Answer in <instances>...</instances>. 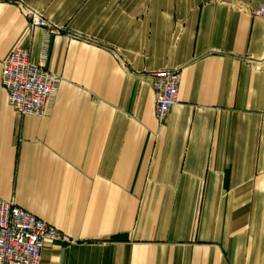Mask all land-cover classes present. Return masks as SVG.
Listing matches in <instances>:
<instances>
[{
  "label": "crops",
  "instance_id": "0c3cea01",
  "mask_svg": "<svg viewBox=\"0 0 264 264\" xmlns=\"http://www.w3.org/2000/svg\"><path fill=\"white\" fill-rule=\"evenodd\" d=\"M261 5L0 0V197L73 240L41 264H264ZM16 48L59 79L43 116L9 104ZM164 69L181 84L160 127L148 76Z\"/></svg>",
  "mask_w": 264,
  "mask_h": 264
},
{
  "label": "built area",
  "instance_id": "2783aa9c",
  "mask_svg": "<svg viewBox=\"0 0 264 264\" xmlns=\"http://www.w3.org/2000/svg\"><path fill=\"white\" fill-rule=\"evenodd\" d=\"M264 18V5L252 11ZM31 29L46 28L48 36L61 32L42 14L26 9ZM117 61L121 62L115 54ZM46 51L39 63L31 60L30 50L16 48L1 62V83L11 107L21 116H43L55 94L59 79L45 65ZM155 92V118L160 127L167 124L172 108L179 100L181 72L164 69L148 76ZM49 243L71 244L73 240L60 230L18 206L14 200L0 197V264H41Z\"/></svg>",
  "mask_w": 264,
  "mask_h": 264
}]
</instances>
